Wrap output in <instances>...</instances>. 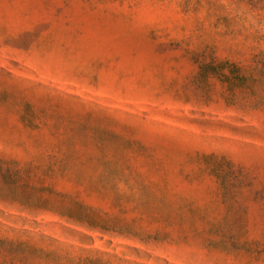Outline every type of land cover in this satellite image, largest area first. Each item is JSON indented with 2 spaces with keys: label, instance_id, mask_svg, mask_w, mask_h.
Segmentation results:
<instances>
[{
  "label": "rangeland",
  "instance_id": "1",
  "mask_svg": "<svg viewBox=\"0 0 264 264\" xmlns=\"http://www.w3.org/2000/svg\"><path fill=\"white\" fill-rule=\"evenodd\" d=\"M0 264H264V0H0Z\"/></svg>",
  "mask_w": 264,
  "mask_h": 264
}]
</instances>
